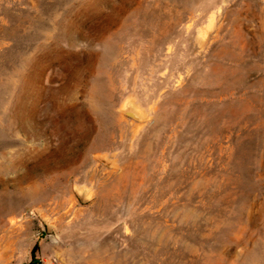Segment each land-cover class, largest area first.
Instances as JSON below:
<instances>
[{
  "label": "rangeland",
  "instance_id": "374dc122",
  "mask_svg": "<svg viewBox=\"0 0 264 264\" xmlns=\"http://www.w3.org/2000/svg\"><path fill=\"white\" fill-rule=\"evenodd\" d=\"M36 245L264 264V0H0V264Z\"/></svg>",
  "mask_w": 264,
  "mask_h": 264
},
{
  "label": "water",
  "instance_id": "95a60500",
  "mask_svg": "<svg viewBox=\"0 0 264 264\" xmlns=\"http://www.w3.org/2000/svg\"><path fill=\"white\" fill-rule=\"evenodd\" d=\"M133 110H135L138 113V111L135 108H133V107H128V108L122 110L121 113L124 116H127V117L132 118V119L137 120V121L144 120V117L142 115H140L139 113H138L139 116L131 115V111H133ZM82 200H84V198Z\"/></svg>",
  "mask_w": 264,
  "mask_h": 264
},
{
  "label": "trees",
  "instance_id": "16d2710c",
  "mask_svg": "<svg viewBox=\"0 0 264 264\" xmlns=\"http://www.w3.org/2000/svg\"><path fill=\"white\" fill-rule=\"evenodd\" d=\"M38 246L36 245L32 251L31 260L28 264H42L41 260L37 257Z\"/></svg>",
  "mask_w": 264,
  "mask_h": 264
}]
</instances>
